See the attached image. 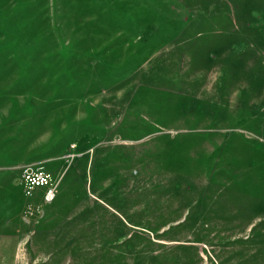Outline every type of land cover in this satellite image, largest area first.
<instances>
[{
  "label": "rangeland",
  "instance_id": "rangeland-1",
  "mask_svg": "<svg viewBox=\"0 0 264 264\" xmlns=\"http://www.w3.org/2000/svg\"><path fill=\"white\" fill-rule=\"evenodd\" d=\"M0 264H264V0H0Z\"/></svg>",
  "mask_w": 264,
  "mask_h": 264
},
{
  "label": "built area",
  "instance_id": "built-area-1",
  "mask_svg": "<svg viewBox=\"0 0 264 264\" xmlns=\"http://www.w3.org/2000/svg\"><path fill=\"white\" fill-rule=\"evenodd\" d=\"M21 182L26 197H32L36 189H44L43 202L50 204L56 196L57 181L41 167L25 166L21 169Z\"/></svg>",
  "mask_w": 264,
  "mask_h": 264
},
{
  "label": "crops",
  "instance_id": "crops-1",
  "mask_svg": "<svg viewBox=\"0 0 264 264\" xmlns=\"http://www.w3.org/2000/svg\"><path fill=\"white\" fill-rule=\"evenodd\" d=\"M43 233V232H42ZM46 233H49V232H46Z\"/></svg>",
  "mask_w": 264,
  "mask_h": 264
}]
</instances>
